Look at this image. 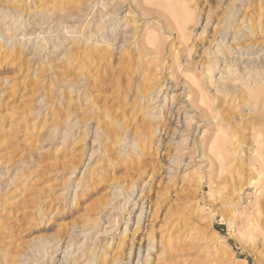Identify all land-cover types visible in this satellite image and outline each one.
<instances>
[{
    "label": "rangeland",
    "instance_id": "obj_1",
    "mask_svg": "<svg viewBox=\"0 0 264 264\" xmlns=\"http://www.w3.org/2000/svg\"><path fill=\"white\" fill-rule=\"evenodd\" d=\"M129 1L0 0V264H153V224L168 264H264V0H181L186 40ZM138 24L161 53L150 102L118 61ZM110 36L84 81L75 49Z\"/></svg>",
    "mask_w": 264,
    "mask_h": 264
},
{
    "label": "bare ground",
    "instance_id": "obj_2",
    "mask_svg": "<svg viewBox=\"0 0 264 264\" xmlns=\"http://www.w3.org/2000/svg\"><path fill=\"white\" fill-rule=\"evenodd\" d=\"M125 1V0H124ZM129 1V0H128ZM130 2V1H129ZM144 3L150 4L151 5V9H146V11L148 13H153L155 16H157L159 22L162 23V28H164L165 31H169V27L171 26V24L175 25L176 28L178 29V31L181 34V39L186 40L187 38V30H188V24L192 21V18L186 17L183 15V9H184V4L183 2H181V0H155L153 2V0H143ZM125 3V2H124ZM128 3V2H127ZM143 3V5H144ZM126 4V3H125ZM187 4V3H186ZM123 5V4H122ZM128 5V4H127ZM131 5V4H130ZM249 5V4H248ZM120 6V5H119ZM154 6V7H153ZM137 8V7H136ZM189 8V7H188ZM140 11V10H139ZM141 12V11H140ZM147 12H142L141 15H146ZM190 13V11H189ZM188 13V14H189ZM186 14V13H185ZM105 16V14H104ZM243 20V19H242ZM242 20H240L242 22ZM207 21L209 22V20L207 19ZM105 22V21H104ZM106 23V22H105ZM99 26V25H98ZM143 27V24H138L136 27H134L133 29V37L135 38V49L136 52L133 51H129L127 52V50L124 51H120V55H119V60L118 61H122V64L124 63L125 66H128L130 71L135 72L136 74H138L139 78H142V76L147 78L145 79V81L143 82L142 85V90L144 91L143 93V99H147V102L151 101L150 96L152 95V84H150L148 87H146L145 82L146 80H149L148 78L150 77L151 73L154 72L156 70V65H154L155 62H157V60L159 58H156V55H161L160 53V48L158 47V45L156 44V40L152 42V40H150L151 42V46H146L143 45L142 43V39H141V35L139 34L140 31L143 29H140L139 31H137L139 28ZM99 28V27H98ZM101 28V27H100ZM112 28V27H111ZM96 29V28H95ZM102 29V28H101ZM111 33V32H110ZM90 34V33H89ZM91 35V34H90ZM89 35V37L87 38L88 41L91 40V36ZM118 36V35H117ZM103 38V37H102ZM110 37L105 38L106 42H107V46L103 47V48H88L86 50V53L83 55L82 54V50L81 48L78 46L75 49V52L78 51V53L76 54V67L78 69H82V68H86L87 71L84 73L86 78H82L84 81L88 80L91 81V78H93V75H91V72L94 69V65L95 63H97V60L99 61L100 64H105L103 61H107L106 63H113L111 62V59H113L112 61H114L113 55L115 54L114 51V45L115 42L118 40V38L116 37L115 39L113 38L112 40L110 39ZM122 38H126V37H122ZM189 40V39H188ZM101 42V41H100ZM99 42V44H100ZM149 42V41H148ZM98 43V42H97ZM120 45V44H119ZM124 45V43L122 42V44L120 45V48H122ZM149 45V44H148ZM117 47V46H116ZM115 47V49H116ZM119 48V46L117 47ZM114 50V51H113ZM119 50V49H118ZM123 50V49H122ZM163 50V49H161ZM118 54V53H117ZM126 55H130L129 59H126ZM117 56V55H116ZM97 59V60H95ZM121 63V62H119ZM154 65V66H153ZM204 65V64H203ZM104 67V66H103ZM207 68V67H206ZM204 68V72L206 70L209 71V69ZM94 72V71H93ZM79 73V72H78ZM83 73V72H82ZM98 73V72H97ZM77 76V74H76ZM137 76V75H136ZM80 77H82V75L80 74ZM84 77V76H83ZM214 77V76H213ZM86 79V80H85ZM214 79V78H213ZM218 79V78H217ZM95 80V79H94ZM152 79H150L149 81H151ZM208 80V79H207ZM97 81V80H96ZM80 82V81H79ZM78 82V83H79ZM87 82V81H86ZM85 82V83H86ZM197 86L201 87V83L199 81H195ZM208 82L210 83V85H213V81L212 78H210L208 80ZM95 83V82H94ZM93 83V84H94ZM92 84V83H89ZM88 84V85H89ZM89 88H91V85H89ZM92 89V88H91ZM211 89V88H210ZM138 90V89H137ZM218 90V89H217ZM161 91V89H160ZM159 91V92H160ZM142 95V94H140ZM191 95V94H190ZM80 97V96H79ZM90 99V98H89ZM189 99V98H188ZM165 100V97L163 99V101ZM80 101V100H79ZM83 101H85L83 99ZM203 102V98L201 100ZM79 103V102H78ZM165 103V102H164ZM90 104V103H89ZM89 106V105H88ZM93 106V105H92ZM212 107V105H211ZM212 114H214L212 112ZM199 128V127H198ZM155 129V128H154ZM114 131H117V129H112ZM137 131V130H135ZM156 130H153V128H149L146 129L143 132V137H139V135L137 134L138 132H134L133 134V142L131 143V145L134 146V148L137 151H145L147 148V145L150 144L152 142V137L155 134ZM111 134V133H110ZM216 138V137H215ZM142 193V192H141ZM131 196V195H130ZM128 198V197H127ZM129 200V199H128ZM127 206V205H126ZM147 206V205H146ZM148 207V206H147ZM159 206L153 205V222L156 221V219L159 217L158 213L159 211ZM148 212V210L145 208V204L143 203L141 208H140V214L138 215V217L136 218V224L137 226H141V221H140V216L144 217V215H146ZM135 215V213H134ZM151 216V217H152ZM164 218V217H163ZM169 218V217H168ZM134 220V219H133ZM165 220V219H164ZM169 220V219H166ZM164 226V225H163ZM155 226L153 224V240L149 238V235L147 234L146 236H142L146 233V230L143 228L142 231L140 232L138 238V242L139 245L146 243V248L149 250L151 248V245L153 244V248H155L154 243L155 240H157L158 242V247H157V251H158V255L154 256L153 258V264H168V262H170V258L173 254H172V246H173V241H172V234L170 232L169 229H162V230H158L159 234H157V231L155 230ZM162 228V227H161ZM135 231L134 233H138L139 230L138 229H134ZM152 230V229H151ZM125 231V229H124ZM128 231V230H127ZM126 231V232H127ZM187 232V231H186ZM125 233V232H124ZM149 233H152V231H150ZM180 235H177L178 237H180L179 240H181L180 242L183 243L182 241L185 239H183L182 237L185 235L184 230L180 232ZM105 234V233H104ZM132 234V235H133ZM190 234V233H189ZM135 235V234H134ZM187 235V234H186ZM191 235V234H190ZM156 236L158 237V239H156ZM176 236V237H177ZM133 237V236H132ZM185 237V236H184ZM131 238V237H130ZM136 238V236H135ZM135 240V239H133ZM175 240V239H174ZM186 241V240H185ZM132 244V243H131ZM185 245V244H184ZM175 247V246H174ZM264 247V246H263ZM141 249V248H140ZM179 249V248H178ZM176 250V249H175ZM183 249H181L182 251ZM140 251V250H139ZM174 252V251H173ZM176 252V251H175ZM93 255V254H92ZM162 260V262L160 263V261Z\"/></svg>",
    "mask_w": 264,
    "mask_h": 264
}]
</instances>
